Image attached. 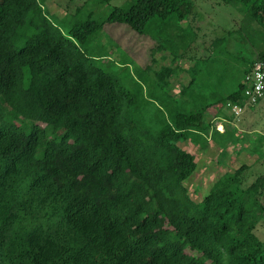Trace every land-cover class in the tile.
<instances>
[{"label":"trees","instance_id":"16d2710c","mask_svg":"<svg viewBox=\"0 0 264 264\" xmlns=\"http://www.w3.org/2000/svg\"><path fill=\"white\" fill-rule=\"evenodd\" d=\"M46 1L0 0V264H264V173L248 182L259 158H236L258 147L213 127L228 102H246L245 77L264 49L242 58L240 79L224 69L230 84L219 87L203 67L177 96L170 77L196 37L182 25L193 0H129L68 30ZM223 1L264 33V0ZM105 22L159 27L152 38L173 63L149 78V97L148 77L127 87L87 52ZM217 144L211 166L231 151L229 169L211 170L218 178L197 200L186 184L197 149Z\"/></svg>","mask_w":264,"mask_h":264},{"label":"rangeland","instance_id":"374dc122","mask_svg":"<svg viewBox=\"0 0 264 264\" xmlns=\"http://www.w3.org/2000/svg\"><path fill=\"white\" fill-rule=\"evenodd\" d=\"M129 0H109L101 2V0H47L46 6L49 9L51 18L60 24L64 30H68L75 23L81 22L88 18L105 20L110 12ZM195 8L191 16L186 19L182 25L185 31H193L196 37L191 42L183 56L180 58L178 65L175 67L174 74L170 77L171 89L179 96L181 89L189 80L190 69L200 68L201 65L209 63V66L200 75L206 78V74L212 70V65L220 66L226 69V73L232 74L234 78L242 77L241 62L243 57H249L252 53L255 58L258 53L264 49V33L263 28L258 21L249 19L245 11L238 6L229 4L223 0H193ZM170 27V28H169ZM166 31H175L174 26H169ZM153 36L159 32V27L153 25ZM151 34H140L132 29L128 24L105 22L103 28L85 44L87 52L95 57V63L109 71L117 73L127 87H134L136 82L132 75L137 77H148L144 80L145 97H149L146 93L150 80L157 77V72L163 67L173 63V56L168 50H162L156 47L157 42L153 40ZM189 38V37H188ZM187 38V39H188ZM241 56V57H239ZM127 62L128 67H123L122 63ZM235 64L238 66L236 67ZM145 69V73L141 71ZM141 71L140 76L138 71ZM139 71V72H140ZM143 77V78H144ZM230 81V77L225 78ZM161 106L160 101L149 104L146 112L154 113L157 106ZM229 107L225 106L228 113ZM259 121L264 122V115H260ZM222 119L216 118L213 124L216 129H221L218 124ZM222 129H225V127ZM231 131L225 137H233L234 132ZM234 133V134H233ZM217 137L218 134L216 133ZM253 146L258 149L250 151H240L237 161L240 162L244 157L254 162L259 158V162L255 163L248 172V182L254 180L259 174L264 173V145L257 137L258 133H253ZM216 142V140H214ZM220 145L212 147L208 145L206 148L197 149L199 160V171L195 172L191 178L186 181L192 197L199 200L205 194L214 181L218 178L217 173H211L213 169L221 171L227 170L228 159L231 154L227 151L223 153L220 167L211 166L217 161L220 151ZM232 148L237 151L235 144ZM246 159V158H245ZM222 160H224L222 162ZM232 169V168H231ZM257 234L264 240V217L260 221L256 229Z\"/></svg>","mask_w":264,"mask_h":264},{"label":"crops","instance_id":"0c3cea01","mask_svg":"<svg viewBox=\"0 0 264 264\" xmlns=\"http://www.w3.org/2000/svg\"><path fill=\"white\" fill-rule=\"evenodd\" d=\"M207 66H209V63L201 65L198 69H202L203 67ZM212 66L213 68L208 73L207 81H214L215 83H217V85H219V87H222V81L225 82L224 68L221 67L222 70H220V66ZM196 69L197 68L190 69L189 80L187 84L192 80L193 74ZM228 83L230 84V82ZM260 115H264V98L254 105L248 104L247 106H245L243 112L239 116L235 115L230 109L228 113L224 111V113H222L221 115L214 117L213 120H215L216 118L222 119V122L218 124V127L220 128L221 126V129L217 130L221 132L225 131L226 127H229L234 131V133H237L238 137L240 138H238L240 146H246L248 149H250L252 147L250 136L253 133H258L259 135L264 136V122L261 121L260 123ZM213 127H215L214 124ZM222 127H225V129H222ZM243 136H246L247 138H244Z\"/></svg>","mask_w":264,"mask_h":264},{"label":"built area","instance_id":"2783aa9c","mask_svg":"<svg viewBox=\"0 0 264 264\" xmlns=\"http://www.w3.org/2000/svg\"><path fill=\"white\" fill-rule=\"evenodd\" d=\"M245 95L246 102H228L227 107H229L232 112L239 116L244 107L248 104L254 105L264 98V61L258 60L253 66V69L247 73L245 77Z\"/></svg>","mask_w":264,"mask_h":264}]
</instances>
